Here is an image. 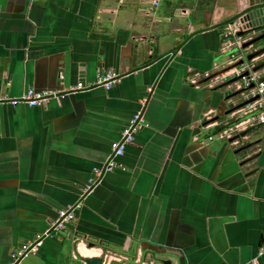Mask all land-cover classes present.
Returning <instances> with one entry per match:
<instances>
[{
  "label": "crops",
  "instance_id": "1",
  "mask_svg": "<svg viewBox=\"0 0 264 264\" xmlns=\"http://www.w3.org/2000/svg\"><path fill=\"white\" fill-rule=\"evenodd\" d=\"M153 1L0 0V96L92 86L0 103V264L80 199L20 264H264V123L227 114L244 97L222 100L236 89L215 90L222 78L195 84L220 67L229 45L214 26L231 0ZM99 70L119 75L110 89L93 86ZM142 98L124 169L83 198Z\"/></svg>",
  "mask_w": 264,
  "mask_h": 264
},
{
  "label": "water",
  "instance_id": "2",
  "mask_svg": "<svg viewBox=\"0 0 264 264\" xmlns=\"http://www.w3.org/2000/svg\"><path fill=\"white\" fill-rule=\"evenodd\" d=\"M226 9L233 13L232 17L214 27H221L226 30L223 43H228L229 46L218 58L220 67L205 75L195 84H206L214 79L222 78V81L214 87L215 90L235 87L236 89L224 95L222 100L227 101L236 95H242L244 99L227 111L229 114L247 108L260 98V95H254L257 83L248 79L256 75L258 77L257 82H264V0H231L226 5ZM175 50L160 55L158 60L167 57L166 63L169 62L175 57ZM248 133L249 131H242L235 135L231 141L244 137ZM81 195L84 198L83 192ZM83 262L85 264H103L104 254L86 258ZM110 264L122 263L111 261ZM161 264H171V262L170 260H161Z\"/></svg>",
  "mask_w": 264,
  "mask_h": 264
},
{
  "label": "built area",
  "instance_id": "3",
  "mask_svg": "<svg viewBox=\"0 0 264 264\" xmlns=\"http://www.w3.org/2000/svg\"><path fill=\"white\" fill-rule=\"evenodd\" d=\"M156 2L157 0H155V3ZM118 78L119 75L112 70H99L97 73V80L93 86H101L107 90L114 85ZM248 80L257 83L254 95H260V98L257 101L247 107L248 111L255 112L253 119H255L258 123H264V82H257L258 77L256 75L251 76V78ZM86 87L92 86H86L85 84L79 82L75 86L65 89L64 91H36L34 88H28L17 97H8L5 95L0 96V103H10L12 105L22 103L32 107L44 106L51 98H59L62 94L83 90ZM145 101L146 98H142L140 100L141 108L132 115L128 124L123 129L120 139L112 143L110 156L106 163H104L100 168L93 169V177H91L88 184L82 188L84 195L93 189V187L100 181L106 172L113 171L115 168L119 167L124 169V167L118 163L117 159L123 155L125 147L133 141L134 134L146 125L142 117ZM80 206L81 200L69 207L59 209L57 211V217L54 219V221H52L49 229L43 233L36 234L32 240H29L20 247L14 249L10 254V261L8 264H20L22 259H24L26 256L31 253H35L46 238L55 237L61 230L65 228L66 224L74 220L75 211ZM263 254L264 248L259 250L258 256Z\"/></svg>",
  "mask_w": 264,
  "mask_h": 264
},
{
  "label": "flooded vegetation",
  "instance_id": "4",
  "mask_svg": "<svg viewBox=\"0 0 264 264\" xmlns=\"http://www.w3.org/2000/svg\"><path fill=\"white\" fill-rule=\"evenodd\" d=\"M153 4H154V6L156 7L158 4H159V1L157 0V2L155 3V0L153 1ZM153 6V7H154ZM111 263V262H110ZM121 263V262H120ZM159 264H161V262L159 263Z\"/></svg>",
  "mask_w": 264,
  "mask_h": 264
},
{
  "label": "rangeland",
  "instance_id": "5",
  "mask_svg": "<svg viewBox=\"0 0 264 264\" xmlns=\"http://www.w3.org/2000/svg\"><path fill=\"white\" fill-rule=\"evenodd\" d=\"M162 5H163V3H162ZM162 5H161V7H162ZM146 7H148V5ZM128 264H131V262H129Z\"/></svg>",
  "mask_w": 264,
  "mask_h": 264
}]
</instances>
